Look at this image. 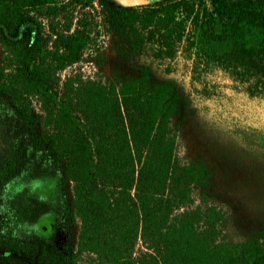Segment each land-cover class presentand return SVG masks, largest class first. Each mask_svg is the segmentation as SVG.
Listing matches in <instances>:
<instances>
[{
  "label": "trees",
  "instance_id": "1",
  "mask_svg": "<svg viewBox=\"0 0 264 264\" xmlns=\"http://www.w3.org/2000/svg\"><path fill=\"white\" fill-rule=\"evenodd\" d=\"M140 1L0 0V264H78L81 254L93 264H264V229L227 244L221 213L195 203L209 175L176 159L174 83L154 81L147 66L117 82L61 79L90 35L50 19L97 5L101 28L157 67L184 56L203 96H214L204 78L216 70L264 99V0ZM75 218L77 248L39 230Z\"/></svg>",
  "mask_w": 264,
  "mask_h": 264
},
{
  "label": "rangeland",
  "instance_id": "2",
  "mask_svg": "<svg viewBox=\"0 0 264 264\" xmlns=\"http://www.w3.org/2000/svg\"><path fill=\"white\" fill-rule=\"evenodd\" d=\"M95 7L83 14L75 11L72 20L62 14L50 17L58 31L79 21L90 35L84 60L63 71L61 79L81 74L83 78L117 82L137 76L139 67L147 66L154 81H172L181 104L175 120L176 159L180 163L200 161L209 175L206 189L194 193L195 203L213 206L221 213L220 239L227 244L242 242L264 229V99L248 98L216 70L204 78L207 93L214 96H203L201 88L191 81L190 62L184 56L178 54L166 66L157 67L133 52L126 38L102 29L99 6ZM5 147L0 140V156ZM71 195L68 185V202ZM79 229L78 218L65 229L47 220L39 224V230L57 247L69 242L77 248ZM78 264L93 263L87 254H81Z\"/></svg>",
  "mask_w": 264,
  "mask_h": 264
},
{
  "label": "water",
  "instance_id": "3",
  "mask_svg": "<svg viewBox=\"0 0 264 264\" xmlns=\"http://www.w3.org/2000/svg\"><path fill=\"white\" fill-rule=\"evenodd\" d=\"M112 3L120 7H132L142 4L140 0H111Z\"/></svg>",
  "mask_w": 264,
  "mask_h": 264
}]
</instances>
